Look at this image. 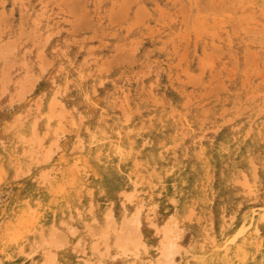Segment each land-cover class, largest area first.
<instances>
[{
  "label": "rangeland",
  "instance_id": "1",
  "mask_svg": "<svg viewBox=\"0 0 264 264\" xmlns=\"http://www.w3.org/2000/svg\"><path fill=\"white\" fill-rule=\"evenodd\" d=\"M85 1L0 0V14L3 11L5 16L0 19L2 158L6 155L11 160L17 158L18 133L34 119L36 102L39 101H35V98L49 82L54 86L56 83L66 84L63 98L68 106H75V113L86 111L85 126H92L104 135L101 143L94 142L89 146L86 142L81 154H88L92 147L95 151L104 150V146L113 140L120 147L118 154L122 157L121 167L133 168L130 177L137 178L141 183V193L148 195V188L158 190L163 185L160 199L167 195L170 184L166 185L165 181L171 177L163 164L182 155H185L186 161L196 158V134L208 147L213 146V150L223 143L226 132L239 136V128L243 123L249 125L251 135L259 128V122L262 121L264 127V13L258 11L264 0H225L223 5L222 2L208 0L209 7L207 0ZM81 2L79 6L77 3ZM241 5L247 9L245 6L240 9ZM251 6L255 7V12L251 11ZM124 7L128 9L124 11ZM230 7L233 8L232 14L229 13ZM140 10L141 13L145 11V15H141ZM240 10L248 12L240 15ZM247 15H252L253 20H247ZM224 17L228 18L227 22H217ZM234 19L237 23L232 24L236 21ZM156 20L160 24L164 23L165 28H156ZM82 21L88 24L84 26ZM248 25L254 26L253 31ZM203 30L206 33L203 34ZM256 31L258 34H255ZM6 43L8 47H5ZM8 43L13 46L12 52ZM212 43L221 51L213 47ZM244 52L249 53L251 58ZM39 53L50 60L46 57L42 59ZM4 58H8L6 62ZM205 61L211 67L205 65ZM202 63L204 68L201 67ZM194 76H200L198 83H195L198 78L194 80ZM254 94L257 95L254 97ZM127 110L131 113L128 123L124 122ZM185 124L190 129L184 128ZM86 127L81 133H87ZM79 135L76 131L67 133L61 141L63 148L56 157L67 153V158L74 156L76 151L72 148ZM261 135L264 136V130ZM131 139H134L136 148L128 154L124 145L130 147L128 144ZM145 141L148 142L146 145ZM157 142L163 147L159 154L154 151ZM145 150L151 158L146 159ZM252 153L264 157L261 147L254 148ZM222 157L225 167L235 165L229 150ZM97 163L104 165L100 159H97ZM59 165V172L66 171L67 176L77 174L73 168ZM206 175L209 178L207 181L217 183L218 175L212 170L202 174V177ZM220 178L224 185L223 193H229L228 187L234 195H245L242 194L241 186L231 181L228 175L223 174ZM174 185L179 192L178 183L174 182ZM67 186L65 183L61 190ZM18 192L14 179L8 177L4 183H0V264H29V260H32L25 255L13 261L6 257L9 252L7 239L25 236L35 218L31 214L30 222L21 225L14 218L15 214L10 212L8 206ZM245 198L252 201L245 202L242 209L258 214L263 208L262 202L248 196ZM161 211L162 207L158 213ZM79 223L78 226L83 228L81 220ZM88 223L94 226L91 219ZM59 226L61 228L62 225ZM44 232H48V228ZM81 233L83 237H75L73 243L79 239L85 244L103 242L101 231L92 234L86 228ZM30 238L32 235L23 241L26 246L32 240ZM214 248L211 246L208 251ZM35 257L37 262L42 260L40 253Z\"/></svg>",
  "mask_w": 264,
  "mask_h": 264
},
{
  "label": "bare ground",
  "instance_id": "2",
  "mask_svg": "<svg viewBox=\"0 0 264 264\" xmlns=\"http://www.w3.org/2000/svg\"><path fill=\"white\" fill-rule=\"evenodd\" d=\"M215 1L222 2V5L225 2V0L213 2ZM77 4L81 6L82 2ZM207 4L209 7V1ZM244 6L241 5L240 9ZM137 8L140 7L137 6ZM126 9L128 8L124 7V11ZM232 9L230 7V14ZM250 9L255 12L254 6ZM259 9L258 11L264 13V1ZM141 12L142 10H140L141 15H145V11ZM247 12L242 10L240 15ZM3 14L2 11L1 20L5 17ZM252 15H247L246 18L249 16L247 20H253ZM244 18L243 20H246ZM227 21L228 18L224 17L217 22L223 24ZM82 22L88 24L85 21ZM231 23L235 24L237 20ZM155 24L156 28H165L164 23L160 24L158 20ZM249 27L253 31L254 26ZM202 29L206 31V28ZM233 30L238 31V29ZM206 32L203 30V34ZM199 33L202 32L199 31ZM255 34L258 32L256 31ZM8 44L12 52L13 46ZM212 44H214L213 47L219 48L215 43ZM6 45L7 43L5 47ZM218 50L221 51L220 48ZM247 52L244 54L251 58ZM41 57L43 59L46 56L41 55ZM206 64L209 65V62L205 61ZM201 67L204 68V65ZM27 75L29 76L28 73ZM198 77L200 76H194V80ZM197 81L199 78L195 83H198ZM66 90V84L56 83L54 86L49 82L35 98V101L39 100L36 102V115L18 133L19 142L15 160L6 158L7 155L2 158L0 150V183L2 181L4 183L9 177L17 181L19 188L18 194L8 206L10 212L15 214L14 218L21 222V225L35 216L25 236L19 238L12 236L7 239L9 252L6 253V257L8 259L13 261L25 255L32 259L29 260V264H264V157H258L252 153L256 147H261L264 152V136L261 135V131L264 130L262 121L259 122V128L253 135L250 133L249 125L245 123L239 128V136L226 132L223 143L221 142L219 148L215 147L213 150H211L213 146L208 147L207 143L198 139L200 136L196 134L197 142L194 143L196 158L186 161L185 155H182L168 164H163L166 173L171 177L165 181L166 185L170 184L168 193L160 199L163 185L158 190L148 188V195L141 193L139 189L141 183L137 178L130 177L133 168L121 167L122 157L120 158L118 154L120 147L113 143V140L108 145L106 142L107 148L104 146V150L95 151L92 147L88 154H81L86 142L89 146L94 142L101 143L104 135L92 126H85L86 111L75 113V106H68L63 98ZM256 95L254 94V97ZM130 115L131 113L127 110L124 122L130 121ZM84 127H86V134L85 131L81 133L85 130ZM184 128L190 129L188 124H185ZM128 130L130 131L131 128L129 127ZM71 131L80 134L72 148L76 153L69 158H67L69 153L56 157L57 152L63 148L62 138ZM2 142L5 141L2 140ZM147 143L145 141V145ZM128 145L130 147H127V144L124 146L128 154H131L136 148L134 139H131ZM162 148V145L157 142L154 151L159 154ZM228 150L231 152V159L235 162L232 167H225L223 162L222 156ZM144 155L146 159L151 158L147 150ZM97 159L103 161L104 165H98ZM58 164L60 167L73 168L77 174L67 176L66 171L59 172ZM209 170L218 175L216 184L207 181L208 175L205 178L202 177V174ZM223 174L228 175L231 181L240 185L242 194L245 195H239V193L234 195L228 187L229 193H223L224 185L220 180ZM24 177H26L24 180H20ZM151 178L153 179V176ZM174 182L178 183L181 189L179 192L174 188ZM204 182L205 185H203ZM65 183L68 186L62 191L61 188ZM245 196L262 202L263 208L258 211L259 213L257 212L258 214H254L249 209H242L245 202L252 201H248ZM160 207L163 211L158 213ZM90 210H92L91 214L88 213ZM90 219L94 226L88 225ZM80 220L84 225L83 228L78 226ZM59 225L63 228L62 226L58 228ZM47 228L48 232H44ZM86 228H89L92 234L101 231L103 242L92 241L85 244L79 239L73 243L75 237H83L84 234L81 231ZM30 235L32 240L27 242L29 244L26 246L23 241ZM211 246L215 248L208 251ZM37 253L42 255V260L39 262L36 257L34 258ZM77 254L80 256L77 257Z\"/></svg>",
  "mask_w": 264,
  "mask_h": 264
}]
</instances>
